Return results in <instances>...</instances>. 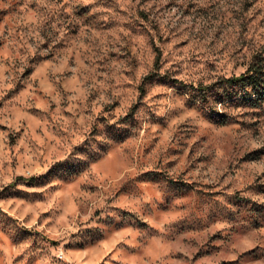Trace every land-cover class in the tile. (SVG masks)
Instances as JSON below:
<instances>
[{
  "label": "rangeland",
  "instance_id": "1",
  "mask_svg": "<svg viewBox=\"0 0 264 264\" xmlns=\"http://www.w3.org/2000/svg\"><path fill=\"white\" fill-rule=\"evenodd\" d=\"M254 54L264 0H0V264H264V103L190 92Z\"/></svg>",
  "mask_w": 264,
  "mask_h": 264
},
{
  "label": "trees",
  "instance_id": "2",
  "mask_svg": "<svg viewBox=\"0 0 264 264\" xmlns=\"http://www.w3.org/2000/svg\"><path fill=\"white\" fill-rule=\"evenodd\" d=\"M159 51V49H157ZM156 62L158 63V55ZM175 82L177 80L174 79ZM195 95L205 98L209 93L215 95L216 103H225L227 97H241L252 104L264 103V55H252L246 69L228 77H221L218 81L197 85H191V91Z\"/></svg>",
  "mask_w": 264,
  "mask_h": 264
}]
</instances>
